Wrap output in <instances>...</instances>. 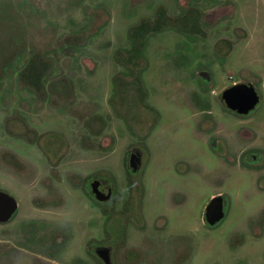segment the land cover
Masks as SVG:
<instances>
[{
    "label": "rangeland",
    "instance_id": "obj_1",
    "mask_svg": "<svg viewBox=\"0 0 264 264\" xmlns=\"http://www.w3.org/2000/svg\"><path fill=\"white\" fill-rule=\"evenodd\" d=\"M235 81L262 94L250 116L219 100ZM260 127L264 0H0V190L21 220L57 189L67 221L82 236L90 218L97 241L108 216L83 186L103 175L147 218L143 260L117 264H174L184 228L188 264H264V223L252 226L264 221V180L226 155ZM61 141L68 148L55 168L45 150ZM132 149L141 152L137 172L127 167ZM219 194L228 213L208 225L205 209ZM166 224L178 228L173 237L159 230Z\"/></svg>",
    "mask_w": 264,
    "mask_h": 264
},
{
    "label": "flooded vegetation",
    "instance_id": "obj_2",
    "mask_svg": "<svg viewBox=\"0 0 264 264\" xmlns=\"http://www.w3.org/2000/svg\"><path fill=\"white\" fill-rule=\"evenodd\" d=\"M237 83L254 85L250 81H235L232 85ZM232 85L225 87L220 93L219 100L221 104L233 114L250 116L260 102L246 114L230 109L222 94L225 89ZM257 91L261 101L262 94L258 89ZM261 128L263 127L258 130L256 128L250 130L249 140L251 142L246 145H239L233 154L226 153V155L240 169L250 171L264 180V131ZM52 144L50 143L46 147L45 153L56 158L55 168H57L58 165L62 166L63 150L68 147L62 141ZM84 144L87 145L84 147L87 149L85 151L89 152L90 148L88 146L91 145V142H84ZM134 152L141 155L139 150H130L127 156V167L130 171L137 172L141 166L137 171H133L128 165ZM83 190L88 198L98 203V206L108 216L103 228L104 237L96 241L94 236L95 226L90 218L83 224L82 236H80L79 226L67 221L71 211L62 204L60 192L57 189H47L41 198L42 204L28 211V216L24 220L20 219L16 205L9 218L0 221V226L3 225L0 228V259L6 258L9 260V264H15L12 257L24 253L27 257L21 264H96L97 260L100 264H117L119 259L129 261L131 255L137 256V262L140 259L143 260V240H140L141 236L139 237V232L143 230L147 219L143 204H136L131 199H123L117 192L114 180L103 175L93 174L90 176L84 184ZM258 192L264 193V187L261 186ZM216 196L222 198L223 217L211 223L208 220L207 207L204 212V221L206 224L213 226L222 221L228 213L226 197L221 194ZM120 197L122 208L116 212L113 203L120 202ZM115 221H118L119 228L113 225L116 224ZM262 223L264 221L253 222L252 226ZM155 227L157 229L158 225ZM177 229L166 224L165 227L159 230H162L165 234H171V237H173L172 233L176 232ZM110 231H118L120 235L114 238L115 243L111 241ZM179 239L177 248L173 252V256L178 260H173V262L174 264H188L192 258V243L191 240H188L186 228L179 231ZM77 240H80L81 243L80 241L76 243ZM159 241V237L147 240L146 245L156 247ZM149 254V257H155L153 251ZM152 261H155V258H152Z\"/></svg>",
    "mask_w": 264,
    "mask_h": 264
},
{
    "label": "water",
    "instance_id": "obj_3",
    "mask_svg": "<svg viewBox=\"0 0 264 264\" xmlns=\"http://www.w3.org/2000/svg\"><path fill=\"white\" fill-rule=\"evenodd\" d=\"M223 99L227 106L239 113L246 114L253 110L260 102V95L252 84L237 83L223 91ZM141 155L137 152L132 153L128 162L133 171H137L141 166ZM16 208V201L7 192L0 190V221H5ZM208 220L214 223L220 220L223 215V202L221 196H215L207 206ZM109 261V260H108Z\"/></svg>",
    "mask_w": 264,
    "mask_h": 264
}]
</instances>
